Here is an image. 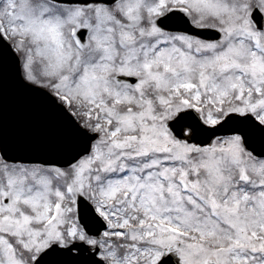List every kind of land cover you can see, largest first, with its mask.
I'll return each mask as SVG.
<instances>
[{
	"label": "snow or ice",
	"instance_id": "1",
	"mask_svg": "<svg viewBox=\"0 0 264 264\" xmlns=\"http://www.w3.org/2000/svg\"><path fill=\"white\" fill-rule=\"evenodd\" d=\"M0 264H264V0H0Z\"/></svg>",
	"mask_w": 264,
	"mask_h": 264
}]
</instances>
